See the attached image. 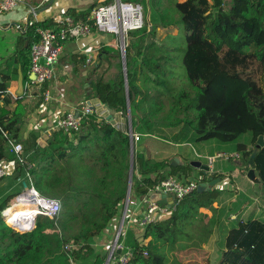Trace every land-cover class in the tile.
<instances>
[{
  "label": "trees",
  "instance_id": "trees-1",
  "mask_svg": "<svg viewBox=\"0 0 264 264\" xmlns=\"http://www.w3.org/2000/svg\"><path fill=\"white\" fill-rule=\"evenodd\" d=\"M222 4L223 0H185L163 6L160 0H149L152 29L145 24L143 29L130 32L126 40L133 131L150 136L155 129L166 127L170 137L165 141L175 145L216 142L224 146L221 150L240 154L232 165L236 173L246 176L258 140L264 137V0H230L231 12L226 17L222 16ZM67 14L78 22H86L91 13L77 15L68 10ZM50 25V21L32 24L27 32V46L18 51L16 62H11L21 66L28 80L31 49L39 42L37 30ZM161 27L179 28L186 38V47H177L175 51L183 53L189 83L178 88L170 82L174 73L168 78L161 77L168 75L165 65L174 64L171 55L176 46L170 43L177 39L173 35L166 38L169 43L157 39L156 30ZM105 53L109 58L99 62L97 69L104 68L107 73L112 65L107 60L112 54ZM105 72L93 81L89 98L126 115L124 74L120 68L108 80ZM8 86L3 75L0 163L7 159L9 141L23 145V156L33 165L32 185L42 195L59 199L63 204L58 219L62 235L55 227L56 220L42 217L29 233L20 234L7 226L3 212L11 206V199L20 194L21 183L22 189L11 196L4 198V192L0 193V264H105V253L96 249L94 239L125 206L131 168L128 130L111 125L94 110L84 118L78 132L68 135L56 131L45 146H40L36 132L23 133L25 117L33 109L28 111L24 99L9 94ZM45 88L37 94L44 93ZM166 96L170 109L158 117ZM12 161L15 172L24 176L26 167ZM254 169L260 180L255 185L257 190L237 194L228 205H221L224 190L213 187L202 194L194 192L186 196L170 218L149 225L144 232L130 229L123 232L119 242L130 247L133 256L127 263L111 260L110 264H169L168 251L178 253L175 264H206L209 252L203 246L215 233L222 249L218 264H264V209L258 215L244 218L254 196L260 194L264 202V148L254 160ZM164 170L167 173L160 175ZM194 171L198 173L195 177ZM152 174L158 177L152 179ZM168 177L209 183L215 179L223 181L225 174H205L188 164L173 166L170 161L150 159L144 148H136L130 203L142 201L160 179ZM10 178L15 184L19 181ZM218 202L219 207L215 208ZM15 210L7 215L16 212V219H20L26 214V209L21 215ZM202 210L211 211L212 216ZM77 212L82 228L77 233H67L69 223L61 217L71 220Z\"/></svg>",
  "mask_w": 264,
  "mask_h": 264
},
{
  "label": "crops",
  "instance_id": "crops-1",
  "mask_svg": "<svg viewBox=\"0 0 264 264\" xmlns=\"http://www.w3.org/2000/svg\"><path fill=\"white\" fill-rule=\"evenodd\" d=\"M145 1L147 2V0ZM160 1L163 6H165L164 4L172 6V2L174 5L185 0ZM51 2H53V4H51ZM112 2H114V0H23V4L15 11L0 15V81H2L3 75L6 76L9 83L7 92L13 95L16 99H24V102L28 104V111L33 109L27 113V116L25 117L23 133L29 134L31 132H36L39 136L38 144L40 146L46 145V142L50 137V134H48V126L58 118V116L65 114L70 110L80 109L84 104L89 103L95 107V110L100 115L106 111L98 99H90L89 95L91 94L93 81L100 77V75L102 76L106 71L104 68L101 70L97 69L99 62L102 63L106 57L109 58V55L107 56L105 51H109L110 54H112L110 55L111 59L107 60L112 63L111 67H108L109 65L107 62L106 64L109 71L112 69L116 70L113 77H115V74L120 68L121 70L123 69L121 51H119L121 41L115 35L98 31H93L92 35L87 38L68 41L65 44L58 64L56 65L54 79L44 86L46 87L45 92L48 91L51 94L50 101L46 102L43 99V94L45 92L37 94L41 90L32 86L31 81L33 80V76L30 75L29 80L26 79L21 66L17 63H11L16 62L18 51L27 46V34L24 36V33L20 31L19 27L23 29L26 26L28 22V11L30 8H36L37 16L32 18L36 23L50 21L52 25H50L49 28H53L54 18L67 13L68 10H74L77 15L81 13L90 14L93 8L110 4ZM210 2L212 3V1ZM138 3L143 4L142 2ZM150 12L151 9L149 7L147 10L148 21ZM169 29L177 30V33L179 34L181 31L176 27L157 28L156 38L159 39L157 37L159 32L166 33ZM118 51L120 56H118ZM113 77L109 79H112ZM106 115L107 114H104L103 116L106 117ZM126 115H123L122 111H119L116 113L115 118L121 125H123L127 123V120L125 119ZM164 142L166 144H162L161 147L163 148H160L159 150L162 155L157 158L155 156L152 158H155L157 161H170L171 164L175 159H178L179 163L187 165L190 161H196V159L192 157L194 155L197 157L201 156L204 159L202 162L208 164V162H206L207 157L216 156L222 153H237L228 149L221 150L224 146H221L216 142L201 144L198 146L199 148L197 147L198 150L190 144L175 145L169 141ZM7 157H11L9 153L7 154ZM12 159L10 162L6 159L0 163V166L5 163L6 167L10 170H15ZM235 161L236 159L217 160L211 167L212 171L209 175L214 172L225 174V179L221 181L218 186L219 189L224 190L225 192L220 198L221 205H228L230 201L237 198V194L247 195L250 191L257 190L255 185L247 180L246 176L236 173L235 167L232 165V162ZM197 175L198 173L194 171L193 177ZM19 176H21L20 173L18 177ZM230 182H232V184L234 183L235 188H232ZM240 188L245 189L247 192L239 191ZM219 203L220 202L215 203L216 205H214V207L218 208ZM134 206L136 207V202H134ZM247 211L248 209L244 213V218L247 217ZM258 214H260V212H256V215ZM208 216L211 217L212 213L211 215L208 214Z\"/></svg>",
  "mask_w": 264,
  "mask_h": 264
},
{
  "label": "built area",
  "instance_id": "built-area-1",
  "mask_svg": "<svg viewBox=\"0 0 264 264\" xmlns=\"http://www.w3.org/2000/svg\"><path fill=\"white\" fill-rule=\"evenodd\" d=\"M22 2L23 0H0V15L15 11L23 4ZM144 10V6L140 3L114 0L110 4L93 8L86 22H78L74 16L67 13L56 16L54 18L53 28H39L37 30L39 42L34 44L31 49L30 75L35 78L31 81L32 86L37 89H42L54 79L56 65L68 41L87 38L92 35L93 31L112 34L117 36L120 41L123 38L126 41L127 35L130 32L139 31L145 27ZM36 16V8H30L26 26L23 29L19 27L20 31L24 33V36L27 34L28 28L36 23L32 19ZM43 99L46 102L50 101V92L46 91L43 94ZM2 104L3 100L0 99V105ZM92 106L91 103L84 104L80 109L70 110L58 116L48 126V134L51 135L56 131H62L65 134L71 135L74 132H78L81 129L84 118L94 112ZM128 135L135 146L143 136L134 131H128ZM23 150L21 143L13 140L9 141L8 153L21 166L26 167L24 176H19L18 178L20 181L25 182L27 186L23 187V191L20 194L12 198L13 202L11 203V207L3 212V220L7 226L20 234L32 232L36 227L38 218L42 217L57 221L63 212V204L59 199L42 195L32 185L30 170L33 168V165L26 161L23 156ZM198 157L202 158L201 156ZM222 157H226L227 160H237L240 158V154L222 153L207 157L208 165L212 167ZM16 173L18 172L6 167L5 163L0 166V179L8 175L13 176ZM166 173L167 170H164L159 174L165 175ZM150 177L156 179L158 174H152ZM200 183L201 180L183 181L174 177H168L165 180L160 179L158 185L150 191V193L154 192L156 197L153 199L148 195L142 201L136 202V207L132 215L128 218L125 217L127 227L122 233L133 227H136L138 232L142 233L149 225L170 218L186 196L198 191ZM162 195L173 197L174 202L171 204H161L160 200ZM19 202L21 204H27L28 207L32 208L33 212V214L28 216L29 223L24 227L20 223L22 219L18 222L10 223V218L7 215L8 211L13 209ZM119 240L116 242L114 250H112L111 260L127 263L133 256L132 249L124 243H120ZM70 249L69 246L66 247L67 251H70ZM118 250L121 251L119 256L116 254Z\"/></svg>",
  "mask_w": 264,
  "mask_h": 264
},
{
  "label": "rangeland",
  "instance_id": "rangeland-1",
  "mask_svg": "<svg viewBox=\"0 0 264 264\" xmlns=\"http://www.w3.org/2000/svg\"><path fill=\"white\" fill-rule=\"evenodd\" d=\"M131 1L134 2V0H131ZM179 1H183V0H179ZM141 2L143 3L142 5L144 6V9H145L144 10L145 23L150 26V21H148V14H147V10L149 8L148 7V0H147V2L145 0H143ZM172 5H173V2H172ZM221 9H222V16H225V15L228 16V14L231 12L230 1L229 0H223V4L221 5ZM178 34L179 33H177V30H170L169 29L168 31H166V33L159 32V34L157 36L161 41H165L167 43H169V40H167L166 38L169 35H173V36H175L177 38V39L174 40V43H170L172 47L175 48V46H176V48L174 49L173 55H171L172 58L173 57L175 58L174 64L171 65V66H166L165 65V70L167 71L168 75L161 76V77L168 78V76H170L171 73H174L175 77L170 79V82H171V84L173 86H176L177 88L183 86L184 84H188L189 83L188 79H187V76H186L185 68H184L183 63H182L183 53L175 51L177 49V47H180V46H181L180 49L185 48L186 45H187V42H186V38H185V35L182 32V30L180 31V35H178ZM12 37H14V36H12ZM125 44H126V41H125ZM119 49H120L119 51H121V43H120V48ZM121 59H122V56H121ZM115 72H116L115 69H112L111 71H109V73L107 72L108 75L106 74L105 79H109V78L113 77V74ZM169 109H170V102H169V100L167 99V96H166V97L163 98V106L161 107V111H160L161 113H160V115L158 117L163 116V114H165ZM104 114H106V112H104L102 115H104ZM125 119L127 120V123L123 124L122 127H124L125 130H128V118H127V115H126ZM169 137H170V130L167 129L166 127H162L161 129H155L154 132H153V135L142 136L141 140L136 144L135 149L136 148H139V149L144 148L145 149V155L148 158H150V159L156 160L155 158H152V157L155 156L157 158L158 156L162 155L159 150H160V148H163V147H161L162 144H166L164 141L166 139H168ZM201 144H204V143H200L198 145L195 144L193 147L196 150H198V148H199L198 146L201 145ZM11 159H12L11 157L10 158L7 157V161L8 162H10ZM218 160H227V159H226V157H222V158H219ZM20 175H21V173H20ZM10 177H12V176L8 175V176L0 179V193L4 192V194H3L4 198H6L8 196H11L12 194H15L14 191H16V190H21L22 189V186H20V184L22 183L21 185H23V181L19 180L15 184V183L12 182ZM13 178H14V175H13ZM14 179H17V178H14ZM247 180H249V179L247 178ZM230 185L232 186V188H235L234 187V183L232 184V182H230ZM218 186H219V184L216 185V187H218ZM23 187H24V185H23ZM22 191H23V189L20 191V193ZM239 191L247 192L243 188H240ZM12 202H13V200L11 199L10 205H11ZM22 204H25V203H22ZM22 204L19 202L11 210H15L17 206L22 205ZM72 207L75 208L74 211L76 212L77 202L72 203ZM23 208L25 209V207H23ZM262 209H264V202L262 201L261 195L257 194V196H254L253 203L248 208L247 217L252 215V214L256 215V212L259 213V212L262 211ZM11 210H9V211H11ZM134 210H135L134 203H129L128 212H127L126 218L130 217L132 215V213L134 212ZM123 211H124V208L121 210L120 215L107 226V228L102 232V234L94 239V244H95L96 249L99 252H104L105 253L106 261H107L108 257L111 255L112 250H114V247L116 245L117 237H118V234H119V230H120L121 224L123 222ZM202 211L205 212V213H208L210 215L212 213L209 210H202ZM70 215H72V214H70ZM16 216H17V213L16 212H12L11 215H10L11 220H16L15 219ZM62 216H64V215H62ZM65 219L69 223L68 224L67 233L74 234V233H77L78 231H80V229L82 228V222H81V220H80V218L78 216V212H77L76 217L74 219H71V220L68 219V217H66V216L64 218L61 217V220L62 221L64 220V222L67 223V221ZM55 224H56L55 227L58 228V232H59V234L61 236L62 232L59 229V224L60 223L58 222V220H57V222ZM126 224L127 223L125 222L124 225H123V230L122 231L126 230V227H127ZM130 229H132L134 232L139 233L138 229L136 227H133V228H130ZM178 246L179 245H177V247ZM180 246H181V244H180ZM203 247H204L205 250H207L209 252L208 262L206 264H218L220 259H221V257H222V249H221V247L219 245V236H217L216 233H215L209 239L208 243L205 244ZM168 253L170 255L169 264H175L176 256H177L178 253H176V251H173V252L168 251Z\"/></svg>",
  "mask_w": 264,
  "mask_h": 264
},
{
  "label": "water",
  "instance_id": "water-1",
  "mask_svg": "<svg viewBox=\"0 0 264 264\" xmlns=\"http://www.w3.org/2000/svg\"><path fill=\"white\" fill-rule=\"evenodd\" d=\"M51 4H53V2H51ZM214 13H217V10H214ZM150 28L152 29V26H150ZM121 56H122V63H123V74H124V79H125V86H126V90H127V118H128V131L129 132H133V122H132V112H131V102H130V96H129V86H128V73H127V57H126V44H125V39L123 38L121 40ZM33 79H35L33 77ZM106 111V120L113 126L125 130L124 127H122V125L116 120L115 116H116V110L110 108V107H103ZM93 111L95 110V107L92 106ZM264 148V137L261 136L258 140V144L257 147L255 148L251 159L249 160V164H250V170L248 171L246 177L254 184L257 185L260 183L259 178L257 177L256 171L254 169V160L257 157V155L260 153L261 149ZM134 164H135V145L133 144V142H131V168H130V172H129V182H128V193H127V198H126V202H125V206H124V211H123V222L121 224L120 230H119V234L117 237V241L119 240L122 230H123V225L125 222V217L127 214V210H128V206L130 203V198H131V192H132V184H133V174H134ZM183 165L182 163H179L178 159H175L172 162L173 166L176 165ZM188 164L192 167L195 168L197 170L203 171L205 174H210L211 173V167L208 164L203 163L202 161H190L188 162ZM18 173H16L14 175V178L18 177ZM221 182V179H215V180H211L209 183H201L199 188H198V193L202 194L208 190H210L213 187H216L217 184H219ZM24 187L27 186V184L25 182H23ZM149 196L151 198H155L156 196L154 195V192L149 193ZM172 202H174V198L173 197H168L167 195H162L161 196V200L160 203L161 204H171ZM116 254L119 256L121 254V251H117ZM111 261V255L108 257L107 261L105 264H110Z\"/></svg>",
  "mask_w": 264,
  "mask_h": 264
},
{
  "label": "bare ground",
  "instance_id": "bare-ground-1",
  "mask_svg": "<svg viewBox=\"0 0 264 264\" xmlns=\"http://www.w3.org/2000/svg\"><path fill=\"white\" fill-rule=\"evenodd\" d=\"M23 207H25V209H26V214L21 215V213H23V210H24ZM17 210H19L18 211L19 212V215L24 216V217L20 218V219H22L20 221V223H22L21 226L24 227V226H26L29 223L28 222V220H29L28 219V216H30L31 214H33L32 208L31 207H28L27 204H22V205L17 206V209L15 211H17ZM21 210H22V212H21ZM10 219H9L10 223L18 222L20 220V219H16V217H15L16 220L13 222Z\"/></svg>",
  "mask_w": 264,
  "mask_h": 264
}]
</instances>
